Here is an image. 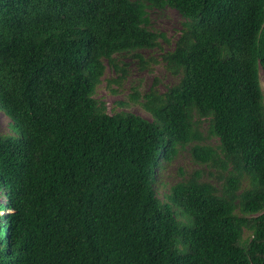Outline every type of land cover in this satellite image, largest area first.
I'll return each mask as SVG.
<instances>
[{"label":"trees","instance_id":"16d2710c","mask_svg":"<svg viewBox=\"0 0 264 264\" xmlns=\"http://www.w3.org/2000/svg\"><path fill=\"white\" fill-rule=\"evenodd\" d=\"M165 7L177 82L119 102L148 118L109 113L106 66L116 93L119 55L168 42L149 19ZM260 70L264 0H0V264H264ZM185 147L200 169L161 200Z\"/></svg>","mask_w":264,"mask_h":264},{"label":"rangeland","instance_id":"374dc122","mask_svg":"<svg viewBox=\"0 0 264 264\" xmlns=\"http://www.w3.org/2000/svg\"><path fill=\"white\" fill-rule=\"evenodd\" d=\"M150 28L154 31L164 33L168 42H161L156 49H142L137 53L142 56V63L135 57V53H122L117 57L120 65L125 64V78L121 86L111 82L110 89H115L116 93L108 91L106 88L107 80H113L118 77V73L113 72L109 66H106L104 76L100 85L96 88L95 98L105 105L109 113L118 110H127L148 118L138 105L126 104L121 106L119 102H125L127 95L132 88L137 91L146 92L156 81V88L164 91L169 86L177 82V77L169 74L161 62L162 53L171 50L173 44L180 31V23L182 21L179 14L172 8L165 7L163 9L149 10ZM259 82L264 91V71L259 72ZM10 121L0 112V132L10 133ZM205 144L214 145L216 140L213 138L205 139ZM200 169L194 164L190 158L188 147L180 149L171 163L164 165V168L157 173V181L155 183L156 195L159 199H163L167 194L170 186L185 179L192 171ZM212 176V175H211ZM210 175L206 178L212 180ZM205 178V177H204Z\"/></svg>","mask_w":264,"mask_h":264}]
</instances>
